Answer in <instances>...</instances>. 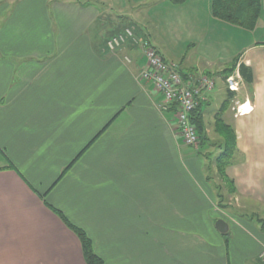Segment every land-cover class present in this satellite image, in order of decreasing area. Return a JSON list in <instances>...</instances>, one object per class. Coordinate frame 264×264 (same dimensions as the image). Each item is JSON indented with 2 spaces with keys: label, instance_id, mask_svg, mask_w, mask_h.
<instances>
[{
  "label": "crops",
  "instance_id": "0c3cea01",
  "mask_svg": "<svg viewBox=\"0 0 264 264\" xmlns=\"http://www.w3.org/2000/svg\"><path fill=\"white\" fill-rule=\"evenodd\" d=\"M102 1L0 3V264H86L50 207L103 264H264V0L252 30L211 0ZM113 7L184 78L234 65L239 89L216 109L236 137L231 186L158 107L140 49H107Z\"/></svg>",
  "mask_w": 264,
  "mask_h": 264
},
{
  "label": "built area",
  "instance_id": "2783aa9c",
  "mask_svg": "<svg viewBox=\"0 0 264 264\" xmlns=\"http://www.w3.org/2000/svg\"><path fill=\"white\" fill-rule=\"evenodd\" d=\"M126 41L139 46L141 56L145 59L140 79L152 82L154 90L160 95L158 103L160 110L171 111L177 135L182 142L199 149V136L192 121V112L199 104L208 101V94L215 86L214 78L205 74L198 77L189 75L184 78L175 63L164 60L149 43L136 37L130 27L124 28L122 33L110 38L105 45L108 50L114 51ZM125 60L129 62L130 58L126 57ZM224 82L228 90L236 92L241 77L239 73L232 72L224 78Z\"/></svg>",
  "mask_w": 264,
  "mask_h": 264
},
{
  "label": "trees",
  "instance_id": "16d2710c",
  "mask_svg": "<svg viewBox=\"0 0 264 264\" xmlns=\"http://www.w3.org/2000/svg\"><path fill=\"white\" fill-rule=\"evenodd\" d=\"M172 4H180L184 0H168ZM212 1V14L223 21H226L231 24H235L237 26L243 27L244 29L252 30L255 27L256 21L260 15V0H211ZM248 67L244 65H240L239 71L243 76L244 80L249 83L251 81V74L248 72ZM234 71V65L228 67L222 71V73H226L224 78L231 74ZM228 92L233 93L227 89ZM207 105V101L199 104L196 109L192 112V121L196 127L198 136H199V151L202 153L207 147L214 145L211 144V139L206 131V123L204 119V105ZM226 106L222 109H225ZM214 130L219 137V141L217 142V148L220 150L219 153L213 160V164L216 167L217 173L224 178V182L228 183L230 186L232 182H230L225 174V168L230 163L231 157L233 155L235 145H236V137L234 130L230 125L225 123L221 117L220 111L215 113L214 117ZM69 168L66 167L63 172H65ZM44 204L48 207L50 205L45 201L42 197ZM64 222V224L71 229L76 236L78 237L81 245L83 259L86 264H103V260L100 256L94 251L92 246V241L87 236V234L80 228L71 224L60 211L55 208L50 207ZM252 219L259 224V226L264 229V221L258 217H252Z\"/></svg>",
  "mask_w": 264,
  "mask_h": 264
},
{
  "label": "rangeland",
  "instance_id": "374dc122",
  "mask_svg": "<svg viewBox=\"0 0 264 264\" xmlns=\"http://www.w3.org/2000/svg\"><path fill=\"white\" fill-rule=\"evenodd\" d=\"M6 1H10V0H0V3L1 2H6ZM14 2L17 1V0H13ZM71 1V0H70ZM102 1V0H100ZM102 2H106V0H103ZM102 5V4H101ZM106 11V10H104ZM110 14V20L113 21V24L111 22V26L109 29H106V31L109 33L110 32V38H112L113 36H117L119 35L120 33H122L123 31V27L127 26V27H130L131 30H134L135 32V35H136V28L137 29H143L144 26H141L143 25V21L139 20V18L137 17V19L135 20H130V12H127V11H120V10H116V7L112 8L109 12ZM131 15H133V13H131ZM126 28V27H125ZM136 37L138 38H141L143 41L144 38H142L141 36L139 35H136ZM132 42H125V44L121 45L120 47H124L128 44H131ZM118 47V48H120ZM136 47H139L136 45ZM118 48H116L115 50H117ZM114 50V51H115ZM163 55L165 58L167 59H171V57L164 52L162 51ZM189 53H192V51H189ZM162 57V56H161ZM191 61H194V59H191ZM214 81H215V86H214V92H213V96L211 97L212 100L210 101V103L208 105H204V112H205V123H206V131H207V134L208 136L210 137V139L212 140L211 141V144H214V145H211L208 147L209 151L211 149V152L212 155L209 157V155L207 156H202V158L208 162V163H212L210 166H212V169L213 171H216L214 165H213V160L214 158L216 157V155L219 153V149L217 148V142L219 141V137L217 135V133L215 132L214 130V117H215V113H216V109L218 107L221 106V104L223 103V101L227 98V88H226V85H225V82H224V79L221 78V76H214ZM217 149V150H216ZM207 173H213L211 171H208ZM214 176V180L213 182L214 183H218L219 179H217V175H215V173H213Z\"/></svg>",
  "mask_w": 264,
  "mask_h": 264
},
{
  "label": "water",
  "instance_id": "95a60500",
  "mask_svg": "<svg viewBox=\"0 0 264 264\" xmlns=\"http://www.w3.org/2000/svg\"><path fill=\"white\" fill-rule=\"evenodd\" d=\"M222 226H225V227H226L225 222H224L223 220H218V221L216 222V227H217L220 231H222V230H221V229H222Z\"/></svg>",
  "mask_w": 264,
  "mask_h": 264
},
{
  "label": "bare ground",
  "instance_id": "6f19581e",
  "mask_svg": "<svg viewBox=\"0 0 264 264\" xmlns=\"http://www.w3.org/2000/svg\"><path fill=\"white\" fill-rule=\"evenodd\" d=\"M243 110H246V109L243 108ZM249 110H250V109H249Z\"/></svg>",
  "mask_w": 264,
  "mask_h": 264
}]
</instances>
